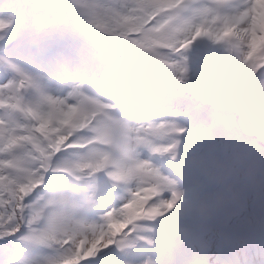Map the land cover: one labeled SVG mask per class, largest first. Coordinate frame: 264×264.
I'll return each mask as SVG.
<instances>
[{
  "label": "snow or ice",
  "instance_id": "6c2138e0",
  "mask_svg": "<svg viewBox=\"0 0 264 264\" xmlns=\"http://www.w3.org/2000/svg\"><path fill=\"white\" fill-rule=\"evenodd\" d=\"M226 4L227 0H212L208 6L194 0H69L68 7L100 32L128 41L178 79L184 68L177 57L200 37L223 42L248 77L264 72V0H244L242 7L231 11L224 10ZM36 8L26 5L21 21ZM8 27L9 22L0 19V33ZM0 67L15 74L0 84V239L17 235L27 226L24 239L53 252L33 264H87L98 254L100 264H114L107 259L114 253L105 255L103 250L115 246L120 251L144 239L140 222L164 216L180 198L174 183L148 160L140 159L138 152L169 153L175 159V136L185 130L171 122L148 123L139 118L158 100L148 73L120 76L112 68H93L98 79L112 86L109 102L73 87L64 98L40 94L35 102L26 103L21 90L34 86L31 77L6 55L0 57ZM248 87L240 100L241 111L245 112L251 96L264 117V80ZM49 173L74 182L54 183L46 197L29 204L28 198ZM98 173L116 185L131 187L119 208L104 212L98 224L86 223L79 219L80 211L110 196L106 187L97 185ZM199 176L174 235L187 240L199 227V241L212 256L205 264H264V239L257 247L246 232L236 236L233 249L224 251L230 259L217 258L211 226L221 203L214 189L223 177L211 172ZM0 264H21L8 240L0 245Z\"/></svg>",
  "mask_w": 264,
  "mask_h": 264
},
{
  "label": "rangeland",
  "instance_id": "374dc122",
  "mask_svg": "<svg viewBox=\"0 0 264 264\" xmlns=\"http://www.w3.org/2000/svg\"><path fill=\"white\" fill-rule=\"evenodd\" d=\"M58 3L59 0H34V4L37 5V8L35 10V15L31 17V25L34 26V29L30 31V34L33 36V40L30 41L26 39L20 42L17 41V53L15 52V55L12 57L10 62L21 69L25 75L30 76L31 79L38 78L44 90L43 95L64 98L65 96H67L68 92L73 89V87H76L80 91L87 94V92L84 91L85 87L90 86L91 91L89 95H92L94 98L100 100L101 102L111 101L113 99V89L111 84L98 78H86L87 74L90 75V71H87L89 69V60L87 58V55L89 54L90 49L87 45L82 44L80 41L79 43H77L74 52L68 55L69 61L66 65L67 75L65 77L60 75V67L63 65L60 63L59 59L62 56L61 52L64 51L67 47L69 39L66 42L65 40L62 41L61 43H59L58 39L56 40L57 37L55 33L59 32L57 30L59 25H54L52 21L54 15L53 7H57ZM208 5L209 4H205V6ZM21 8L22 3L20 0H0V19L9 22L10 25L18 24L20 18L19 9L21 10ZM224 10L231 11L232 8L226 7ZM37 13L43 14V17L39 20ZM52 26H54L55 28L53 34L50 38L45 39L46 37H48L47 33L50 31ZM38 27H44L45 29H48L45 38H41V36L36 35L35 29ZM96 31L97 33L100 32L97 28ZM62 32L64 31H61V33ZM9 35L12 36V33L9 32ZM102 39L108 41L110 43V46L114 48L115 43L121 40V37L109 35V38L105 39L104 37H102ZM53 45H56V49ZM33 46H35V48L38 47V49L40 50V58L38 57V54L35 57L32 56ZM219 49L220 55H218ZM205 50H212L211 52L214 51L216 53V56L220 57V61L224 66V63L228 58L226 45L223 42H213L205 37H200L192 41L191 45L188 48L181 50L179 56L177 57L184 68L183 77L178 79L172 75H169L172 78L169 83L176 84L173 87H177L178 89L165 90L164 87H161L162 82H160V80H158L156 77L150 76L155 83L156 93L159 89L161 91L163 89L164 95L160 97V99H158V105H156L155 103L151 105L139 118L148 123L171 122L178 127L183 128L185 131L175 136V154L177 152H186V150L188 149L197 150L199 141L198 138L200 135L199 130L202 127L201 122L204 116L198 114V108L202 105H206L208 106L207 110L212 111L213 109L220 107L219 100L221 97L237 99L240 96V82L243 77L246 76L244 70L236 65L233 70H229V68L224 66L223 70L225 72V75L222 76L221 74L222 77H218L216 75V67H214L213 72H211V74L207 78H202L198 72L199 55ZM110 52L111 51H109L107 54H109ZM78 53L83 54L84 57H78ZM216 64L220 63L216 62ZM149 65H154V62H150ZM137 66L132 67V69L135 71V68ZM104 68H112L115 71H117L116 69H120V76L128 74L126 73V70H122L120 66L114 64L113 60L110 58L104 64ZM134 71L129 74H133ZM14 75L15 74L10 70L1 72L0 84L8 83L13 79ZM161 79L163 80L164 78L162 77ZM230 85H232L230 87L232 90L231 93H224V91ZM193 87L198 88V96H195L192 92H181L182 88L191 90V88ZM200 95L202 96L201 98H199ZM207 98H212L213 100L210 103H207ZM205 115L207 116L208 113H206ZM255 124L256 127L253 131L257 129H264L263 122L258 121ZM240 146L244 147L245 144L241 143L240 145H238V147ZM57 155L59 156L60 154ZM138 156L140 159L148 160L153 165V167L157 169V171H159L164 166V163L167 160L171 159V154L169 153L151 152L146 149L140 150L138 152ZM249 156L250 155H248L247 157L245 156L244 158L248 159ZM262 162H264V159L262 160ZM245 163L246 162L242 163L236 157L231 160V167L228 168L229 196L232 205L231 211L235 206L234 200L238 189L243 187L246 192V197L252 198V194L255 191L256 176L258 177L260 174L259 171L256 175L251 174L249 176H245V172L248 171ZM207 172L216 174L215 167L212 165ZM49 175L50 173L48 174V176ZM161 175L167 177L166 174ZM98 186L102 185L98 184ZM108 186L113 187L114 183L111 181ZM43 188L44 186L41 188V190L37 189L29 198L35 196L37 200H39L41 197H46V193ZM185 193L187 194V191ZM188 194L190 195L191 192ZM128 195L121 200H116L107 208L106 211L111 210L112 208H119L126 201ZM165 195L167 194L165 193ZM119 198L120 197H118V199ZM248 202L249 200L245 199V203L241 206L240 209H238V213H236V215L234 213L232 214V219L234 220L233 222L238 224L241 228H243V226H245L246 228L250 227L252 218L254 216V208H252L253 204H249ZM87 206H92V204ZM79 218L86 223L98 224L101 222V219H97L94 217L93 211L88 213L84 211L79 215ZM24 242L25 240L22 241L18 237L15 238L14 241L15 250L24 246L25 252L23 254L27 253L26 261L21 262V264H33V262L44 260L48 257L47 252L50 249L41 248L40 250L37 249L33 244L29 249H27L25 244L26 242ZM155 242H157V239L155 240ZM206 255L208 256V253H206ZM200 257L199 260L196 261V263L205 264L206 261H203L204 257ZM97 258H101V254H98L96 257L90 259L95 260ZM217 258L221 261L224 260L222 254V245L220 244L218 246ZM125 260L131 262V264H142V259L133 255L129 256ZM88 263H91V261H88L87 264Z\"/></svg>",
  "mask_w": 264,
  "mask_h": 264
},
{
  "label": "bare ground",
  "instance_id": "6f19581e",
  "mask_svg": "<svg viewBox=\"0 0 264 264\" xmlns=\"http://www.w3.org/2000/svg\"><path fill=\"white\" fill-rule=\"evenodd\" d=\"M243 2H244V0H242V1L237 0V1H234V2H231L230 4H228V0H227L226 6L228 8H232V9L235 8V7H237V6L242 7ZM37 14H38V20L43 17V14L42 13H37ZM219 52H220V49L218 50V55H220ZM216 62L217 63H220V64H216L215 65L216 66V69H215L216 70V75L219 77L222 74V71H221V69H222V63L220 61V57L219 56H218V59H217ZM212 67L213 66L210 67L209 71L212 70ZM192 91L194 92V94H196V92H198V89L197 88H192Z\"/></svg>",
  "mask_w": 264,
  "mask_h": 264
},
{
  "label": "trees",
  "instance_id": "16d2710c",
  "mask_svg": "<svg viewBox=\"0 0 264 264\" xmlns=\"http://www.w3.org/2000/svg\"><path fill=\"white\" fill-rule=\"evenodd\" d=\"M109 36V35H108ZM134 50H136L132 45H130V47H129V52H131V51H134ZM121 61V60H120ZM122 62V61H121ZM25 261V260H24ZM24 261H21V262H24Z\"/></svg>",
  "mask_w": 264,
  "mask_h": 264
}]
</instances>
